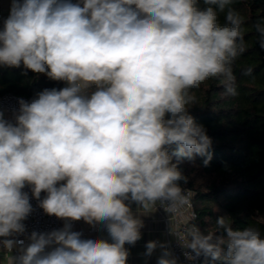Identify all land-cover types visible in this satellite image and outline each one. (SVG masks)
I'll return each instance as SVG.
<instances>
[{"label": "clouds", "instance_id": "9594fccd", "mask_svg": "<svg viewBox=\"0 0 264 264\" xmlns=\"http://www.w3.org/2000/svg\"><path fill=\"white\" fill-rule=\"evenodd\" d=\"M237 2L11 0L0 66L66 86L20 98L14 122L0 112V264H127L125 245L158 209L188 261L264 264L255 224L234 228L221 215L215 231L191 222L174 230L192 198L180 163L212 159V139L190 114L194 90L215 80L223 96L239 94L234 67L249 48V17ZM252 28L264 49V18ZM26 187L62 228L19 238L33 212ZM81 220L108 239L82 238L73 230ZM145 247V257L162 249L156 264H178L166 243Z\"/></svg>", "mask_w": 264, "mask_h": 264}, {"label": "trees", "instance_id": "16d2710c", "mask_svg": "<svg viewBox=\"0 0 264 264\" xmlns=\"http://www.w3.org/2000/svg\"><path fill=\"white\" fill-rule=\"evenodd\" d=\"M198 6L205 7L203 0ZM234 7L249 17V48L234 67L239 94L223 96L215 80L194 90L197 103L190 114L212 139V159L207 167L201 156L194 164L180 163L187 177V183H180L193 191L197 217L192 223L202 230L215 231L216 217L225 215L234 228L255 224L264 233V49L252 28L264 18V0H238ZM249 67L252 76H244ZM41 75L26 69L0 70V95L12 92L31 100L46 88L38 82Z\"/></svg>", "mask_w": 264, "mask_h": 264}, {"label": "built area", "instance_id": "2783aa9c", "mask_svg": "<svg viewBox=\"0 0 264 264\" xmlns=\"http://www.w3.org/2000/svg\"><path fill=\"white\" fill-rule=\"evenodd\" d=\"M72 2L76 3L78 2V0H72ZM4 19H6V17H4L2 13H0V29H2L3 27ZM20 98H23L26 101H30L26 96L15 94L12 92H6L0 95V112H3L4 117L5 115H11L15 117V115L18 113V109H19L18 100ZM181 186L185 189H190L189 187H186L183 185ZM24 191L28 192L30 196V202L33 205V212L29 215L27 220L24 221L26 225V233L24 236L19 237L20 239H25L27 235H30L32 231L49 232L54 229L62 228L65 221L57 219L55 216H49L45 214L43 209L39 207L38 200L31 197L30 187H26ZM44 195H45L44 193H41V199L44 197ZM192 197H193V191H192ZM160 210L163 211V209H160ZM192 217H195V218L197 217V212L194 209L193 198H191L189 205L186 207V209L183 212V215L177 217L175 221L176 227L174 230L180 231L182 233L185 224L189 222L192 223V220H193ZM168 219L169 218L166 219L167 222H168ZM74 225H84L87 233L95 234L96 238L108 239L105 236L104 229L101 225L90 226L86 224L85 222H83L82 220L73 222V226ZM169 227L170 225L167 224L166 225V233H167L166 244L168 248L172 251V253L178 258V264H202L204 260L203 257H200L199 259L195 261H188L184 257L183 255L184 250L181 248L176 238L173 235L169 234ZM127 264H129V260L127 261Z\"/></svg>", "mask_w": 264, "mask_h": 264}, {"label": "crops", "instance_id": "0c3cea01", "mask_svg": "<svg viewBox=\"0 0 264 264\" xmlns=\"http://www.w3.org/2000/svg\"><path fill=\"white\" fill-rule=\"evenodd\" d=\"M10 6H11V0H0V13H2L6 18L9 15ZM1 67L2 66H0L1 71L10 69V67H7L3 70L1 69ZM4 119L10 122H14L15 117L11 115H5ZM133 208L135 209V205H133ZM167 218H169V214H166L164 211L160 209H158L156 212L150 215L142 217L145 225L144 228L141 230L142 238L138 242H136L135 245L126 244V247L129 250V257H128L129 264H156L157 258L161 254L162 249L157 248L151 257H145L144 255L146 251L145 245L148 241H157L159 243H166L167 240L166 225L167 224L170 225L169 219L168 222L166 221ZM73 230L82 232L83 233L82 238H96L95 234L86 232L84 225H74ZM104 234L108 238L106 230H104Z\"/></svg>", "mask_w": 264, "mask_h": 264}, {"label": "water", "instance_id": "95a60500", "mask_svg": "<svg viewBox=\"0 0 264 264\" xmlns=\"http://www.w3.org/2000/svg\"><path fill=\"white\" fill-rule=\"evenodd\" d=\"M7 67H1V69H5ZM12 69H24L23 68V65H21V67L19 68H15V67H10ZM38 82L39 84L43 85L44 87H46L47 89H51V88H57V89H61L63 87H65V82L63 81H53V80H50L49 78H47L46 76L44 75H41L39 78H38Z\"/></svg>", "mask_w": 264, "mask_h": 264}]
</instances>
